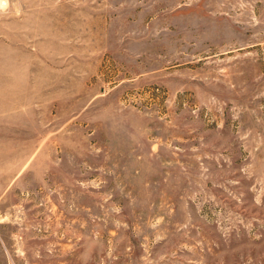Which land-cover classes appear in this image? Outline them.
<instances>
[{"label":"rangeland","instance_id":"rangeland-1","mask_svg":"<svg viewBox=\"0 0 264 264\" xmlns=\"http://www.w3.org/2000/svg\"><path fill=\"white\" fill-rule=\"evenodd\" d=\"M0 264H264V0H0Z\"/></svg>","mask_w":264,"mask_h":264}]
</instances>
